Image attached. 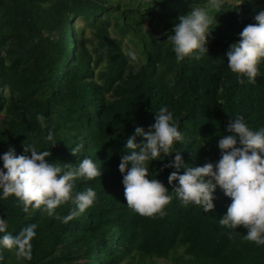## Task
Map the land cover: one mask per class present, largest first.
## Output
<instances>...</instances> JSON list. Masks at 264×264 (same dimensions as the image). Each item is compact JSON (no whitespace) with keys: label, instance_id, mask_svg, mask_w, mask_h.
<instances>
[{"label":"trees","instance_id":"1","mask_svg":"<svg viewBox=\"0 0 264 264\" xmlns=\"http://www.w3.org/2000/svg\"><path fill=\"white\" fill-rule=\"evenodd\" d=\"M193 3L203 7L206 0ZM238 3L225 0L211 13L206 54L177 61L167 33L192 0H0V153L11 145L22 154V143H31L49 149L46 159L61 167L89 157L101 168L93 180L74 181V191L92 187L96 200L68 220L71 203L54 218L23 211L11 195L0 199L10 233L37 225L32 259L17 260L4 249L0 264H264V246L243 239L245 228L231 230L229 239L219 226L230 203L219 188L206 213L182 206L167 183L172 169L149 162V176L173 198L164 216H142L126 205L117 167L126 138L136 126L147 130L162 106L183 134L173 150L191 166L220 158L217 140L227 134L229 117L241 116L253 130L264 125V60L250 84L237 80L225 55L242 28L255 23L264 0ZM48 128L57 141L52 146L44 139Z\"/></svg>","mask_w":264,"mask_h":264},{"label":"clouds","instance_id":"2","mask_svg":"<svg viewBox=\"0 0 264 264\" xmlns=\"http://www.w3.org/2000/svg\"><path fill=\"white\" fill-rule=\"evenodd\" d=\"M224 3L225 0H206L202 7L192 0L190 10L177 17L179 22L172 26L166 39L177 61L199 60L207 53L206 39L216 20L211 13L219 12ZM253 19L255 23L244 26L238 33L239 39L230 43L225 52L228 69L238 81L246 78L250 84L255 83L259 73L257 65L264 60V9ZM125 55L138 64L139 57L134 51L127 50ZM35 119L41 128L45 127L41 114H36ZM225 132L227 134L217 140L220 158L191 166L180 151L173 150L174 144L183 141L173 112L167 106L160 107L147 130L136 126L124 142L117 167L122 174L126 205L142 216L165 215V206L173 197L161 180L149 176L148 168L149 162L162 161L159 170L172 169L167 183L182 206H199L206 213L214 209V193L219 188L230 198L226 211L218 219L219 226L229 230L228 238H232L231 230L242 226L246 229L243 239L257 247L264 246V125L253 130L237 115L229 117ZM136 137L141 138L139 142ZM44 139L50 146L57 142L51 128ZM22 149V154H16L10 145L7 151L0 153V199L11 195L22 205L23 211L39 209L54 218H59L55 212L59 206L71 203L74 208L64 220L92 206L96 200L92 187L74 191L75 180L89 181L101 175V168L91 158L80 159L75 167L68 164L61 167L46 159L50 156L49 149L38 151L31 143H22ZM71 152L75 155V149ZM168 157L171 158L166 159ZM7 228V220L0 218V250H14L17 260L30 261L31 241L36 236L37 225L28 224L15 235Z\"/></svg>","mask_w":264,"mask_h":264},{"label":"rangeland","instance_id":"3","mask_svg":"<svg viewBox=\"0 0 264 264\" xmlns=\"http://www.w3.org/2000/svg\"><path fill=\"white\" fill-rule=\"evenodd\" d=\"M77 22H78V23H79V22L81 23V20H78ZM158 264H166V262H165L164 260H160V261L158 262Z\"/></svg>","mask_w":264,"mask_h":264}]
</instances>
